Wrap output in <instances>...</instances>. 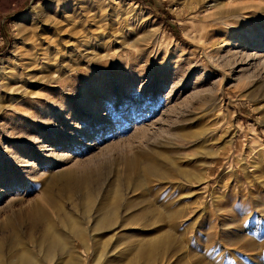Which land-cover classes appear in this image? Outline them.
Here are the masks:
<instances>
[{
	"label": "rangeland",
	"instance_id": "rangeland-1",
	"mask_svg": "<svg viewBox=\"0 0 264 264\" xmlns=\"http://www.w3.org/2000/svg\"><path fill=\"white\" fill-rule=\"evenodd\" d=\"M78 194L79 261L264 264V0H0V244Z\"/></svg>",
	"mask_w": 264,
	"mask_h": 264
},
{
	"label": "bare ground",
	"instance_id": "bare-ground-1",
	"mask_svg": "<svg viewBox=\"0 0 264 264\" xmlns=\"http://www.w3.org/2000/svg\"><path fill=\"white\" fill-rule=\"evenodd\" d=\"M247 8L241 6L238 10L242 17L246 16ZM144 170L146 174L162 175L160 170L151 166H147ZM64 184L67 190L77 193L80 192L81 188H88L90 185L86 179L66 181ZM78 198L75 208L87 214L89 220H85V216L82 221H78L72 213L66 212L67 210L65 211L63 207L59 206L54 208L53 215L49 219L47 210L38 205L33 206L26 215L22 214L24 217L19 215L8 219L5 224L8 236L0 244V264L5 262H7L6 264H41L46 260L49 262L55 260L60 264H87L86 258L79 261L73 256L64 235L72 236L80 245L84 246L85 230L83 228L89 224L90 219H92V230L95 233L111 235L110 233L119 228L116 212L113 210L117 199L111 205L105 206V209L97 210L90 200L84 201L83 195L78 194ZM24 220L26 226L23 227ZM120 225L122 224L120 223ZM163 244V240L154 241L147 249L140 248L136 253L138 256L150 259L159 253ZM104 257V255L99 257L98 262H103Z\"/></svg>",
	"mask_w": 264,
	"mask_h": 264
}]
</instances>
